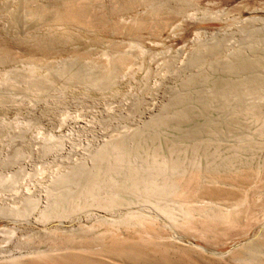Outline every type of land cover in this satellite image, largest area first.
Returning <instances> with one entry per match:
<instances>
[{"label":"rangeland","instance_id":"1","mask_svg":"<svg viewBox=\"0 0 264 264\" xmlns=\"http://www.w3.org/2000/svg\"><path fill=\"white\" fill-rule=\"evenodd\" d=\"M0 172V264H264V0H0Z\"/></svg>","mask_w":264,"mask_h":264},{"label":"bare ground","instance_id":"2","mask_svg":"<svg viewBox=\"0 0 264 264\" xmlns=\"http://www.w3.org/2000/svg\"><path fill=\"white\" fill-rule=\"evenodd\" d=\"M87 168H88V167H87ZM40 171H41V168H40ZM0 173H1V172H0ZM40 173H41V172H40ZM42 173H43V172H42ZM5 177H6V176H5ZM10 177H11V176H10ZM64 177H65V176H64ZM67 178H69V177H67ZM12 180H13L12 178H11V179H9V178H8V179H6V178H5V179H4V178L1 179V178H0V187L3 188V187H4L3 185L5 184V182H6V183H7V182H9V183L11 182V183H12ZM62 181H63V180H62ZM11 183H10V184H11ZM13 183H14V182H13ZM15 184H16V183H15ZM15 187H16V186H15ZM8 190H9V189H8ZM8 190H7L6 192H8ZM14 190H15V189H14ZM16 190H17V189H16ZM16 190H15V191H16ZM12 191H13V190H12ZM1 192H2V194H3V191H0V194H1ZM4 192H5V191H4ZM6 192H5V193H6ZM16 192H17V191H16ZM16 192H15V193H16ZM17 193H18V192H17ZM18 195H19V194H18ZM16 199H17V198H16ZM18 199H19V197H18ZM32 199H33V198H32ZM27 201H29L30 206L33 205V203H34V201L31 200L30 198L27 199ZM20 203H21V202H18V200L15 201V202L13 203V207H10L9 212H13V211L18 210V208H19V207H18V204L20 205ZM37 204H38V203H37ZM10 205H11V204H10ZM2 208H3V207H2ZM22 208H23V207H22ZM3 209H4V208H3ZM3 209L0 210L1 213L4 211ZM5 209H6V208H5ZM26 209H27V207H25L23 210H26ZM31 209H32V211H34V210H33L34 208H31ZM28 211H29V210H28ZM17 213H18V212H17ZM10 221H11V220H10ZM202 249H203V248H202Z\"/></svg>","mask_w":264,"mask_h":264}]
</instances>
